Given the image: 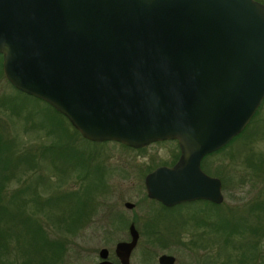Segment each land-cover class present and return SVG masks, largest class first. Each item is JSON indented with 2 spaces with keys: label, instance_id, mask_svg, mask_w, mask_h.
<instances>
[{
  "label": "water",
  "instance_id": "obj_1",
  "mask_svg": "<svg viewBox=\"0 0 264 264\" xmlns=\"http://www.w3.org/2000/svg\"><path fill=\"white\" fill-rule=\"evenodd\" d=\"M0 56L14 89L49 105L89 142L137 150L175 141V164L144 178L148 199L166 208L220 205L221 181L201 162L240 135L264 101V4L0 0ZM129 233L116 245L121 264L138 241L133 225ZM98 256L97 264H110L107 249Z\"/></svg>",
  "mask_w": 264,
  "mask_h": 264
},
{
  "label": "rangeland",
  "instance_id": "obj_2",
  "mask_svg": "<svg viewBox=\"0 0 264 264\" xmlns=\"http://www.w3.org/2000/svg\"><path fill=\"white\" fill-rule=\"evenodd\" d=\"M9 94L16 95L27 103L25 109L15 103L14 106L19 112V118L12 115L10 123L15 126L19 123L24 124L26 120V127H28V133L31 134V140L34 141V135H40L46 143L50 144L48 146L44 143L45 146H48L44 147L46 148L45 151H56L53 160L51 154L47 156V160L54 164L51 162L43 164V168H51L55 171L42 172L45 185L53 187L60 179L56 174L65 169H70L73 164L69 162L67 166L65 163L67 159L60 156V150L57 149V151L55 148L56 146L62 147V144L57 130L51 129L46 121L48 118L44 112L49 110L41 103L42 101L35 100L36 98L32 99L33 97L28 95L25 99L24 96L17 95L3 76V79L0 78V105L2 99ZM260 119L261 122L264 119V101L258 109L257 118H252L244 131L260 128L258 125ZM262 124L264 123L262 122ZM67 129L69 132H73L71 128L67 127ZM25 138L31 141L29 136ZM246 142L247 138L242 137L223 153L208 157L204 161V166L209 170V173L202 170L207 175L211 177H215L212 173L220 175L215 178L221 181L224 199L220 204L222 208L217 212L218 215L216 214L214 219H208L205 213H209L210 209L202 203L184 207L176 212H169L162 209L164 207L159 202L150 200L146 196L145 176L160 166L171 167L173 156L176 153L179 157V150L175 141L156 142L137 150L132 148L126 150L118 143L113 142H107L104 145H92L82 141L71 145L70 141H65L64 145L70 144L68 145L70 156L79 153L88 160L95 153V156L100 155L103 158L96 161L99 164V169L95 168L96 162H91L90 166L84 167V173L90 177L88 181L90 185L95 184L96 176L100 173H102L105 183V185L99 186L97 191H93V187L83 189L86 184L82 182V189L79 191L77 188L74 191L78 197L96 194L97 198L94 203L95 211L87 218L88 225L78 232L76 239L72 240L71 253L66 258V264H94L99 261L98 251L102 248L108 249L110 257L114 258L115 244L127 239L128 225L133 221H135L136 228L141 234L138 250L132 254L131 264H143L142 259L146 256L143 254V247L147 241L151 240L158 242L156 257L161 254L174 256L176 264H264V212L249 208L254 202L264 203V170L260 167L256 170L245 160L246 152L250 151L248 149L249 144ZM252 147L255 152L264 155V137L262 134L257 135ZM230 153L235 156L233 160L229 158ZM202 167L203 160L201 162ZM74 173L72 169L68 170L69 175ZM32 177L28 180L26 188L35 197H38L36 185L32 183V181L35 183V179L32 180ZM72 182L73 179H70L63 185L66 184L67 186L68 184V186L75 187ZM65 187L64 189L68 188ZM91 191L93 192L90 195ZM198 201L202 202L201 200ZM126 202L132 203L134 208L126 209L124 207ZM224 213L230 218V225H225L226 222L222 223V214ZM204 219L207 222L202 225L203 227L196 224L197 221ZM226 226L238 228L237 234L227 238L221 232L223 228L226 229ZM250 228H256L259 232L252 234L249 231ZM172 231H181L178 234V237L182 238L181 242L175 239L170 241L158 239L161 236H168L166 233ZM215 256H217V260Z\"/></svg>",
  "mask_w": 264,
  "mask_h": 264
},
{
  "label": "trees",
  "instance_id": "obj_3",
  "mask_svg": "<svg viewBox=\"0 0 264 264\" xmlns=\"http://www.w3.org/2000/svg\"><path fill=\"white\" fill-rule=\"evenodd\" d=\"M257 1L264 4V0ZM1 59L0 56V78L3 79ZM10 87L12 86L10 85ZM14 91L17 95L24 96V98L27 99L26 97H28V95L26 96L16 89H14ZM32 99H34V97ZM35 100L38 101V99ZM18 101L23 103L21 104ZM39 102L41 101L39 100ZM15 103L23 109H25V105L27 104L16 95L9 94L2 99L0 105V115H2L0 117V264H66V258L67 256L69 257L71 253L70 246H72V240L76 239L78 232L88 225L87 218L95 211L94 203L97 198L96 194L94 196H88L86 194V196H82L83 198L78 197L74 191H76L75 189L77 188H79L77 189L79 191L82 189V182L86 184L83 189L93 187V191H97L99 186L105 185L102 173L96 176L97 181L94 185L88 183L90 177L84 173L85 166H90L91 162H96L102 157L100 155V157L95 156V153H91L93 156L88 160L79 153H74L70 156L68 145H74L82 141L92 145H104L107 144V142L94 143L83 139L62 115L55 112L46 103L41 102L46 109L49 110L44 112L47 114L46 118H48L46 121L49 123L51 129L54 128L57 130L60 137L62 147L56 146L55 148L56 150H60V156H64L67 159V162H65L67 166L69 162L73 164L70 169L75 172L73 175H69L68 170L70 169H65L61 173L56 174V176L60 178L58 183L53 187L45 185L42 172H52V170H55L43 168V164H49L50 162L54 164L52 161L47 160V156L51 154L53 160L56 151L48 150L46 152V148L44 147H48L50 144L46 143L45 139L40 135H34V141L31 140V134L27 131L28 127H26L27 123L25 119L24 124L19 123L14 126V124L10 123L12 115H16V117L19 118V112L14 106ZM257 115L258 111L253 119L257 118ZM262 122L264 123V119ZM262 122L260 119L258 124L260 128L253 131H248V129H246V131H243L240 135L235 137L227 146L215 153L207 155L203 159L202 169L209 173V170L204 166L205 159L223 153L227 148H230L236 140L245 137L247 138L246 144H249L248 149L250 150L246 152L245 160L256 170H258L259 167L264 170V155L260 152H255L252 147L259 133L264 137V124H262ZM67 127L71 128L73 132H69ZM24 136H29L31 141L27 140ZM65 141H70V144L67 146L64 145L63 143ZM44 143L48 144V146H45ZM119 145L123 149L131 150V148L121 144ZM234 157L232 153L229 154L231 160H233ZM177 159L178 153L173 156L170 166H172ZM95 168L99 169V164L97 162ZM32 175H34V177H32ZM212 175L215 177L220 176L214 173H212ZM30 177H32V180L35 179V183L33 181L32 183L36 185L35 189L38 193V197H35L32 192L26 188ZM70 179H73L72 183L75 187L68 186V184L67 186L66 184L63 185ZM64 187L68 188L64 189ZM29 188L31 187L29 186ZM57 190L60 191L56 192ZM93 191L90 192V195ZM200 203L210 209V212H207L209 215L205 213L208 219H214L216 214L218 215L217 212L222 208L221 205H215L207 201H198L188 205L185 203L186 205H178L173 208H166L163 206L164 208L162 209L169 212H176L184 207ZM249 208L264 212V203L260 201L254 202ZM222 215V223L226 222L225 225H230V218L227 217L226 213ZM206 222L204 219L203 221H197L196 224L205 225ZM225 228L226 229L223 228L221 232L227 238H230L238 232V228L235 226H226ZM174 231L166 233L168 236H161L158 239L160 241L175 239L181 242L182 238L178 237L181 231ZM249 231L252 234H257L259 232L256 228H250ZM74 256H76L75 253Z\"/></svg>",
  "mask_w": 264,
  "mask_h": 264
},
{
  "label": "flooded vegetation",
  "instance_id": "obj_4",
  "mask_svg": "<svg viewBox=\"0 0 264 264\" xmlns=\"http://www.w3.org/2000/svg\"><path fill=\"white\" fill-rule=\"evenodd\" d=\"M202 201V200H201ZM193 202H198V201H193ZM192 203V202H191ZM178 206V205H177ZM175 207V206H174ZM173 208V207H172ZM133 225L135 230L137 231L138 233V241L136 243V246L134 247V249L132 250L131 252V255H130V258H129V264H131V258H132V254L138 250V245H139V239H140V234L139 231L137 230L136 228V225H135V221L129 223L128 225V236H127V239L125 241H120V242H129L130 241V233H129V229H130V226ZM200 227H203L202 225H200ZM157 233V231H155ZM119 242H117L115 244V247H114V250H113V254H114V258L110 257V253H109V250L107 249L108 251V262L110 264H121L120 262V259L116 256V245L118 244ZM158 246V242L157 241H154V240H151V241H147L143 247V254H145L146 256H144V258L142 259V263L143 264H160L159 263V258L162 256V255H167V254H161L160 256L156 257V247ZM103 249V248H102ZM106 249V248H105ZM101 250V249H100ZM99 250V251H100ZM98 251V253H99ZM174 257V256H173ZM154 258H156L154 260ZM175 258V257H174ZM176 259V258H175ZM215 259L217 260V256H215ZM98 260L97 262H95L94 264H97L99 263L101 260L98 256ZM176 264V261L175 263Z\"/></svg>",
  "mask_w": 264,
  "mask_h": 264
}]
</instances>
